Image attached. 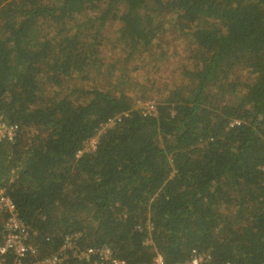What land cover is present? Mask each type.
I'll list each match as a JSON object with an SVG mask.
<instances>
[{
	"label": "trees",
	"instance_id": "1",
	"mask_svg": "<svg viewBox=\"0 0 264 264\" xmlns=\"http://www.w3.org/2000/svg\"><path fill=\"white\" fill-rule=\"evenodd\" d=\"M170 30L183 81L132 93ZM0 123L20 128L0 191L37 230L27 263L78 233L126 264H264V0H0Z\"/></svg>",
	"mask_w": 264,
	"mask_h": 264
},
{
	"label": "built area",
	"instance_id": "2",
	"mask_svg": "<svg viewBox=\"0 0 264 264\" xmlns=\"http://www.w3.org/2000/svg\"><path fill=\"white\" fill-rule=\"evenodd\" d=\"M140 106H142L144 114L157 112V106L153 100L141 102ZM113 121L111 120L110 123L112 124ZM236 122L239 121L237 120ZM19 129L18 125L0 123V142L5 136H8L10 140L18 137ZM96 140L97 138H91L86 150L94 148ZM80 153H82L81 149L77 151V154ZM0 221L4 228L0 248L3 257H0V264H8L6 262L7 258L4 256L8 253L13 255L12 262L9 264H126L124 259L115 255L114 249L108 244L91 245L81 249L79 246L80 235L78 233L67 235L60 249L52 253V255L33 259L31 263H27L25 260L29 256L35 257L39 250L38 246L29 241L31 233L37 230H33L31 225L23 219L17 203L4 193V190L0 191ZM68 251L73 253L75 260H68ZM206 262L207 258L195 251L192 258L183 264H206ZM154 264H166L163 253H158L154 259ZM224 264L231 263L226 262Z\"/></svg>",
	"mask_w": 264,
	"mask_h": 264
},
{
	"label": "rangeland",
	"instance_id": "3",
	"mask_svg": "<svg viewBox=\"0 0 264 264\" xmlns=\"http://www.w3.org/2000/svg\"><path fill=\"white\" fill-rule=\"evenodd\" d=\"M169 34L171 36L170 39H173L169 40V44L171 46L169 44L165 46V52L167 53L166 57L162 59L157 58L154 60L151 58L150 54L139 55L133 62L128 64V78L135 85L128 87L129 91L132 93H137L140 95L143 94V90L138 89L141 84L135 83V81L138 79L141 80V83L153 82L154 87L161 88V92H164L166 88L174 84H180L183 81L182 75L180 74V56L182 50L186 46V38L184 35H180L175 30H170ZM172 45L175 46L176 51L172 49ZM118 50L119 49L117 48L116 51ZM107 52L110 55L114 54L112 50H107ZM239 73H241L243 76L248 75V72L245 69H242ZM149 96H151V94H149ZM140 101L144 102L145 100L140 99ZM15 171H17V169H15L14 172Z\"/></svg>",
	"mask_w": 264,
	"mask_h": 264
},
{
	"label": "clouds",
	"instance_id": "4",
	"mask_svg": "<svg viewBox=\"0 0 264 264\" xmlns=\"http://www.w3.org/2000/svg\"><path fill=\"white\" fill-rule=\"evenodd\" d=\"M145 102V101H144Z\"/></svg>",
	"mask_w": 264,
	"mask_h": 264
}]
</instances>
